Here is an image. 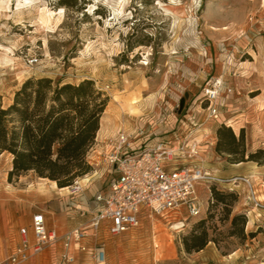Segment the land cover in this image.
Segmentation results:
<instances>
[{
    "label": "rangeland",
    "instance_id": "obj_1",
    "mask_svg": "<svg viewBox=\"0 0 264 264\" xmlns=\"http://www.w3.org/2000/svg\"><path fill=\"white\" fill-rule=\"evenodd\" d=\"M41 78L62 84L92 80L110 99L101 123L105 127L115 121L117 130L126 123L134 136L142 132L143 137L170 139L181 131L179 120L190 109L199 112L197 164L216 179L197 187L203 214L172 212L162 217L147 212L139 226L125 234L90 232L89 249L104 244L107 264H264V209L247 201L246 186L225 182L244 176H227L236 165L253 166L258 173L248 177L264 204V165L235 160L242 151L247 159L264 150V0H0V104L7 108L25 81ZM218 79L226 87L225 103L219 118L213 119L204 111L202 94ZM223 125L237 137L244 135L237 154L216 149ZM95 144L87 154L91 171L77 179L85 183L78 194L56 193L49 179L33 172L10 182L13 156L0 155L3 248L11 239L15 249L20 229L28 227L37 212L50 210L45 214L49 228L57 230L50 223L57 221L61 204L76 212L69 218L72 227L57 230L59 236L89 225L97 210L94 195L106 188L105 159L111 150L93 151ZM85 201L89 211L76 206ZM238 215L246 222L233 224ZM202 220L206 223L201 229L216 242L187 253L183 238ZM178 224L182 227L175 229ZM66 253L59 240L23 264H62ZM72 253V264H96L90 252L75 248Z\"/></svg>",
    "mask_w": 264,
    "mask_h": 264
},
{
    "label": "built area",
    "instance_id": "obj_2",
    "mask_svg": "<svg viewBox=\"0 0 264 264\" xmlns=\"http://www.w3.org/2000/svg\"><path fill=\"white\" fill-rule=\"evenodd\" d=\"M225 90L221 79L205 88L202 97L207 103L204 111L208 118H219L223 106L221 95ZM227 91L232 92L230 89ZM198 113V110L190 109L179 120L181 131L152 145L135 147L134 134L120 131L110 141L111 150L105 161L111 178L108 186L94 197L97 210L89 225L59 236L57 230L49 228L46 215L37 212L32 216L31 224L20 229L19 244L8 257L0 260V264L26 263L59 240L67 251L62 264L74 263L72 249L75 248L83 253L90 252L96 264H107L104 244L100 243L93 249L86 244L90 232L95 235L104 229L112 236L125 234L138 227L140 216L147 212L162 217L172 212L175 215L185 212L189 217L201 216L205 206L197 196V187L204 181L216 179L197 164L200 142L194 135L200 126ZM184 133L185 139L181 140ZM225 182L246 186L247 201L257 210L264 209L250 177L236 176ZM70 189L73 194H78L83 192L84 187L76 180Z\"/></svg>",
    "mask_w": 264,
    "mask_h": 264
},
{
    "label": "trees",
    "instance_id": "obj_3",
    "mask_svg": "<svg viewBox=\"0 0 264 264\" xmlns=\"http://www.w3.org/2000/svg\"><path fill=\"white\" fill-rule=\"evenodd\" d=\"M109 101L92 80L80 84H62L50 78L25 81L15 92L11 105L4 108L0 104V155L13 156L9 181L33 172L39 178L56 182L58 188H65L90 172L87 154L96 142ZM217 136L216 149L220 153L233 155L244 147L243 133L237 137L226 125L218 129ZM235 160L262 166L264 150L247 159L242 151ZM217 199L223 201L218 196ZM239 219L246 222L245 216L238 215L233 224ZM205 223L202 220L198 229L183 238L187 253L201 252L211 241L216 242L210 239L206 228L201 229ZM239 235L244 236L243 230Z\"/></svg>",
    "mask_w": 264,
    "mask_h": 264
},
{
    "label": "crops",
    "instance_id": "obj_4",
    "mask_svg": "<svg viewBox=\"0 0 264 264\" xmlns=\"http://www.w3.org/2000/svg\"><path fill=\"white\" fill-rule=\"evenodd\" d=\"M223 98H224L223 95H221V101L222 102L224 101ZM224 103L225 102H223V106H224ZM177 122H178V120H177ZM122 130L129 132L126 123L122 126V128L117 130L115 121L114 122H108L107 121L105 127H104V124L102 121L101 128L97 134L95 147L92 150L95 151V150L100 148L102 151H104V150L108 149L110 147V141L112 139L116 138L117 134ZM129 133L134 134V132H129ZM205 133H207V132L205 131ZM142 134L143 133L141 132V134L134 136V146L135 147H140L143 144L152 145V144L156 143L159 139H161V138H152L153 134H150L146 137L140 136ZM101 154H102V152H101ZM243 164L245 165L246 163H241L239 165H236V168L230 170L228 172L227 176H236V175L248 176L250 174H253V176L256 177V173H258V171H255L253 166H243ZM258 175H260V174H258ZM110 178H111V175H109V173H108L106 178L104 179V182L102 185H106V187H107ZM51 183H52V181H51ZM51 188H52L51 189L52 191H56V193H57V189H58L57 184L55 186L52 185ZM98 192H99V190H98ZM95 195H94V197H95ZM81 204L82 205H80V206L76 205L78 207V209H83L86 211L90 210V205L87 201H85ZM93 204H95V203L93 202ZM56 210H57V205H56ZM43 211H44L43 213L46 215H47V213H52L50 210H43ZM75 212L76 211H73L72 208L69 207L66 203H65V205L61 204V206L57 210V221L50 223V227L56 228L58 231H64V230L70 229L73 225L72 224L73 222H70L69 218H73ZM48 226H49V223H48ZM0 228H1V222H0ZM0 233H1V229H0ZM12 240H13V238H12ZM10 241H11V239L6 243V247L3 248V242L0 239V248H1L0 249V258L4 257L5 255L10 254L11 251L14 249L15 243H13V242L11 243ZM208 247L206 249H208Z\"/></svg>",
    "mask_w": 264,
    "mask_h": 264
},
{
    "label": "bare ground",
    "instance_id": "obj_5",
    "mask_svg": "<svg viewBox=\"0 0 264 264\" xmlns=\"http://www.w3.org/2000/svg\"><path fill=\"white\" fill-rule=\"evenodd\" d=\"M53 183V185L55 186L56 185V182H52ZM81 183L82 184H85L83 181H81ZM59 189V192H64V191H68L69 193L71 192V189H70V187H68V189L67 188H63V189H60V188H58ZM256 196H257V190H256ZM257 199H258V201H260V202H262L260 199H259V197H257ZM263 203V202H262ZM180 227H182V224H178V225H175L174 226V228L175 229H179Z\"/></svg>",
    "mask_w": 264,
    "mask_h": 264
},
{
    "label": "water",
    "instance_id": "obj_6",
    "mask_svg": "<svg viewBox=\"0 0 264 264\" xmlns=\"http://www.w3.org/2000/svg\"><path fill=\"white\" fill-rule=\"evenodd\" d=\"M184 102H185V99H183L182 102H181V106H182V107H183V105H184Z\"/></svg>",
    "mask_w": 264,
    "mask_h": 264
}]
</instances>
